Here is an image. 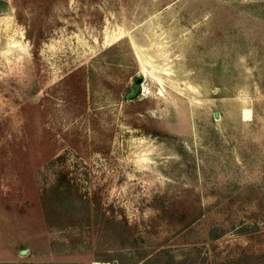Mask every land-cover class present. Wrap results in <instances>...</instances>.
<instances>
[{"label":"rangeland","instance_id":"rangeland-1","mask_svg":"<svg viewBox=\"0 0 264 264\" xmlns=\"http://www.w3.org/2000/svg\"><path fill=\"white\" fill-rule=\"evenodd\" d=\"M0 264H264V0H0Z\"/></svg>","mask_w":264,"mask_h":264},{"label":"bare ground","instance_id":"bare-ground-1","mask_svg":"<svg viewBox=\"0 0 264 264\" xmlns=\"http://www.w3.org/2000/svg\"><path fill=\"white\" fill-rule=\"evenodd\" d=\"M249 111V110H248ZM246 112V111H245ZM246 114V113H245Z\"/></svg>","mask_w":264,"mask_h":264}]
</instances>
